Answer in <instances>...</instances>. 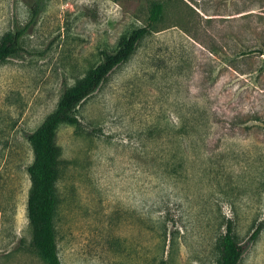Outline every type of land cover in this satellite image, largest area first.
<instances>
[{"label":"rangeland","instance_id":"rangeland-1","mask_svg":"<svg viewBox=\"0 0 264 264\" xmlns=\"http://www.w3.org/2000/svg\"><path fill=\"white\" fill-rule=\"evenodd\" d=\"M153 2L150 33L56 131L61 263L217 264L230 221L238 264H264V0H45L0 62V264H47L26 215V134ZM28 19L0 0V40Z\"/></svg>","mask_w":264,"mask_h":264},{"label":"trees","instance_id":"trees-1","mask_svg":"<svg viewBox=\"0 0 264 264\" xmlns=\"http://www.w3.org/2000/svg\"><path fill=\"white\" fill-rule=\"evenodd\" d=\"M28 8L29 19L24 24H16L10 34L0 40V62L23 52V37L33 26L44 7L45 0H22ZM162 4L153 2L149 8L148 23L131 29L119 39L115 48L100 49V61L91 67L83 77L66 88L56 107L32 132L26 134L33 159L26 171L30 186L26 201V215L35 225V246L47 264H62L56 246L54 219L57 212L56 178L59 171L61 148L56 142V131L62 124L79 125L77 110L79 105L92 95L113 68L127 61L138 44L151 31V25L162 13ZM264 128V120H263ZM234 228L229 221L225 232L216 240L217 264H238L245 246L235 237ZM257 228L251 235L255 239Z\"/></svg>","mask_w":264,"mask_h":264}]
</instances>
